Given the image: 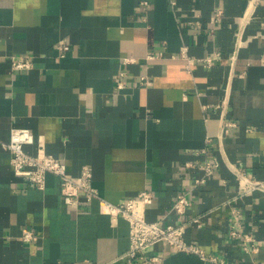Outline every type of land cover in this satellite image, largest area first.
<instances>
[{
    "label": "crops",
    "instance_id": "0c3cea01",
    "mask_svg": "<svg viewBox=\"0 0 264 264\" xmlns=\"http://www.w3.org/2000/svg\"><path fill=\"white\" fill-rule=\"evenodd\" d=\"M249 1L0 0V139L11 127L43 135L71 175L91 167L102 197L148 190V220L187 221L185 237L206 252L264 264V191L239 195L230 166L264 179V0L236 43ZM58 39L70 43L63 57ZM22 53L32 66L13 69L10 56ZM224 121L234 123L226 132ZM24 149L35 153L37 141ZM212 156L219 166L194 185ZM189 189L187 210H170ZM236 221L252 238L247 248L230 233ZM23 227L37 238L22 241ZM128 246L125 218L113 221L96 198L64 203L52 173L34 186L13 173L0 144V264H120ZM146 254L160 256L150 264H210L164 241Z\"/></svg>",
    "mask_w": 264,
    "mask_h": 264
},
{
    "label": "built area",
    "instance_id": "2783aa9c",
    "mask_svg": "<svg viewBox=\"0 0 264 264\" xmlns=\"http://www.w3.org/2000/svg\"><path fill=\"white\" fill-rule=\"evenodd\" d=\"M256 0H250L248 8L244 11L237 31V44L241 40L243 28L248 21L250 14L255 7ZM221 13V9H216L213 16L214 19ZM213 19V20H214ZM57 57H63L70 49V43L64 39H58L54 45ZM147 58H154L155 55L148 52ZM128 61V57H124ZM206 60H209L207 57ZM11 67L13 69H27L32 66L33 55L29 53L13 54L10 56ZM148 77L146 74L140 75L139 82L146 84ZM119 86L122 81H118ZM234 124L230 121H224L221 129L226 132L229 126ZM37 141V149L35 153H29L24 149V144ZM2 147L9 151V163L13 173L22 176L25 180L38 188H44L47 173H52L60 179L61 197L64 203L77 206L82 201H91L98 199L100 203V211L110 215L113 221L119 217H123L128 222L129 246L116 257L121 260L120 264H133L139 260L145 263H154L160 260V256L156 254H146V248L157 241H164L176 250L186 251L197 254L201 259L208 261L210 264H232L224 257L217 254L208 253L197 243L187 240L185 237V228L187 221L177 223H166L159 220H148L145 217V210L152 202V194L148 190L139 192L136 196L120 199L118 201H110L99 194L97 187L93 184V176L91 167L88 164H82L78 174L71 175L66 168L64 159L56 157L45 149L43 135L37 138L26 127H11L8 140L0 139ZM220 164L217 156L206 158L200 165L202 173L194 178V185L206 181L207 177ZM231 169L235 173L237 180L240 182L239 195H243L254 190L264 191V179L248 175L236 165L230 164ZM188 190L179 191L170 207V210L176 213H184L191 205V198ZM191 221L200 224L199 217L190 218ZM231 235L235 237L241 236L244 240V246L247 248L245 241L252 239L250 235L244 232L241 224L236 221L230 229ZM20 238L27 243L37 238V234L31 228L23 227L21 229ZM256 249L255 246L252 247Z\"/></svg>",
    "mask_w": 264,
    "mask_h": 264
}]
</instances>
